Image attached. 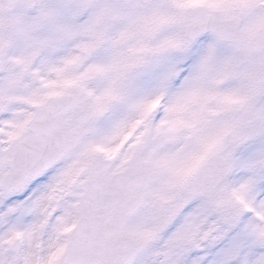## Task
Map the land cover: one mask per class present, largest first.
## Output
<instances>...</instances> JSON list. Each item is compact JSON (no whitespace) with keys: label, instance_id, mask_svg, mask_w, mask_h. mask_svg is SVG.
I'll use <instances>...</instances> for the list:
<instances>
[{"label":"rangeland","instance_id":"1","mask_svg":"<svg viewBox=\"0 0 264 264\" xmlns=\"http://www.w3.org/2000/svg\"><path fill=\"white\" fill-rule=\"evenodd\" d=\"M199 3L212 9L238 6L251 37L264 34V10L259 6L264 0H41L30 13L38 26L31 35L40 47L28 50L24 58L18 28L4 24L14 12L0 10V44H9L0 59V96L12 100L0 114L3 143L22 129L30 103L71 85L83 91L95 114L90 135L74 154L23 192H0V264H50L43 258L47 252L54 264H63L66 229L77 217L80 197L68 183L88 160V150L114 155L118 169L136 147L153 153L158 168L152 174L156 197L151 196L150 206L126 226L133 238L153 237L152 245L131 264H264V50L251 55L239 44L212 35L188 44L182 26L185 8ZM254 7L259 13L251 16ZM17 11L20 19L30 17ZM256 17L262 23L255 22ZM220 44L239 53L247 68L219 79L194 117L176 112L175 127L189 128L191 134L169 145L165 132L172 131L174 123L161 116L159 102L165 103L167 95L184 106L185 99L200 96L197 87L216 69L212 55ZM144 115L145 122L115 153L123 135ZM238 116L245 120L242 141L232 160L229 202L221 212L219 189L213 196L189 200L184 182ZM42 188L45 196L38 198ZM62 190L69 196L62 197ZM231 202L239 206L237 214L231 213ZM17 209H22L18 216ZM62 230L65 237L56 251ZM52 234L57 235L54 241ZM14 237L21 245L18 259L10 249Z\"/></svg>","mask_w":264,"mask_h":264},{"label":"water","instance_id":"2","mask_svg":"<svg viewBox=\"0 0 264 264\" xmlns=\"http://www.w3.org/2000/svg\"><path fill=\"white\" fill-rule=\"evenodd\" d=\"M208 13L198 9L188 21L191 39L208 31L227 39L223 38L225 29H232L236 35L234 30L239 27V19L228 25L225 23L227 13ZM234 16L238 17V14ZM253 48L259 50L261 46L258 44ZM49 108L38 128L36 124L34 128L27 129L12 148L9 174L0 182V187L8 194L20 191L28 181L75 149L88 134L83 130L92 116L81 104L78 92L72 91L52 100ZM61 113L62 116L71 113L72 118L62 122L59 127ZM237 142L236 126L228 131L218 149L205 160L200 172L190 181L188 190L193 195L205 190L208 193L215 191L228 174L227 159ZM109 169V161L97 157L85 167L84 171L89 177L82 185L84 195L80 219L70 235L68 264H127L145 245L130 241L123 234L125 222L144 207L150 191L146 165L140 158V151L121 172L112 174Z\"/></svg>","mask_w":264,"mask_h":264},{"label":"bare ground","instance_id":"3","mask_svg":"<svg viewBox=\"0 0 264 264\" xmlns=\"http://www.w3.org/2000/svg\"><path fill=\"white\" fill-rule=\"evenodd\" d=\"M250 9L252 10L251 16L256 15V13H259L258 12L259 10L257 8H250ZM243 20H244V17H243ZM255 21H257V17H256ZM245 25L248 28L246 27V29H245L243 25L241 26V29H240V35L241 36H248L250 31H251V28L249 27L250 24H245ZM33 47H34V45L32 43L26 45L23 48L25 50L24 51L25 54H23V57H27L31 53V51H29V52H27V51L32 49ZM212 58L216 59V62H214V66H216V69L214 71H212V70L208 71L205 79L201 80L198 87H197V89L201 90V93H202L201 95H203V96L201 97V95L197 96V95L193 94L192 97L184 100L185 104H184V106H182V104L180 105L178 100L173 99L172 97H169L166 95L165 104L162 105V109H161L162 110L161 116L164 115V117H168L169 120L172 122L173 117L174 116L177 117V113L180 110H183L184 113L187 115V117H189V118L194 117L195 113L193 111L194 110L198 111L200 109L202 102H203V98H206L207 95H210L212 92H214L215 88L218 85L219 79H222V77L226 76V74H229L230 72H234L238 69L244 71L248 66L246 63L247 61L239 53H237L233 48H231L229 45H221V44L217 45V49L213 52ZM172 123H174V122H172ZM172 128H173L172 131L165 132V135H166L165 137H168L170 140L169 145H178L181 142L186 140L185 137H187L188 135L191 134V130L189 128H185L182 130L178 129L175 127V123H174V127H172ZM161 133H163V132H161ZM241 141H242V138H241ZM92 151H96V150L90 151V149H89L86 157H88ZM143 158L149 164V166L151 168V173H153L154 171L157 170L158 163L155 160L153 153H151V155H149L147 151L143 150ZM232 160L233 159H231L230 164H229V168H230L229 176H228L227 180L221 185V187H220L221 189L219 188V192H218L217 197H216V200L219 202V204H223L222 209L220 210L221 212L225 211L224 204L229 202L228 200H226V197L228 195L227 190L229 188L230 181H232V179L235 175V170H232V163H233ZM45 193H46L45 188H42V193H40L38 198L45 196ZM59 194L62 197H68L69 196V195L65 194V192H63V190L59 191ZM231 204H232V208L230 209L231 213L237 214L239 212L238 211L239 206L236 205L235 203H232V202H231ZM21 210L22 209H17L14 212H16V211L19 212L17 214V216H18L20 214ZM61 237H62V235H60V238ZM56 238H57L56 234H52L50 236V239L53 241L56 240ZM60 245H61V241L59 242V244L56 248V251H57V249H59ZM31 250L32 249H30V253H31ZM50 253L54 254L52 252H50ZM49 255H50L49 252L44 253L43 254L44 260L49 261L50 264H54V262L50 260ZM30 256H32V255L30 254Z\"/></svg>","mask_w":264,"mask_h":264}]
</instances>
